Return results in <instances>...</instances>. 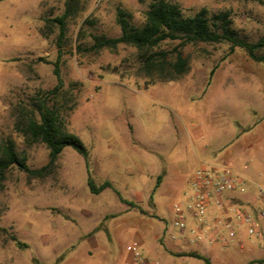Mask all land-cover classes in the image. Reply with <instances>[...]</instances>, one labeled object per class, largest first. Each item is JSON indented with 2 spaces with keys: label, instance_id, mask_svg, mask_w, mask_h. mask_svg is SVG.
Listing matches in <instances>:
<instances>
[{
  "label": "rangeland",
  "instance_id": "obj_1",
  "mask_svg": "<svg viewBox=\"0 0 264 264\" xmlns=\"http://www.w3.org/2000/svg\"><path fill=\"white\" fill-rule=\"evenodd\" d=\"M173 1L187 13L230 11L248 41L264 35V0ZM83 2L85 10L67 21L60 70L78 102L67 130L88 149L89 168L66 146L47 177L17 166L7 171L0 183V264H130L135 242L152 264H207L171 248L197 251L211 264L264 260V62L240 47L230 53L228 43H199L185 47L191 68L181 78L148 83L136 70L133 46H75L90 47L94 34L118 36L120 6L141 24L149 0ZM64 6L65 0H0V146L12 138L31 168L46 164L49 151L43 143L25 145L14 130V107L57 83L54 65L40 58L58 56L59 27L47 28L46 20ZM223 162L243 178L223 192L221 206L212 195L195 216L192 174ZM88 170L96 184L112 186L92 193ZM239 194L248 200L229 198ZM240 213L252 215L255 233ZM181 218L184 229L176 223Z\"/></svg>",
  "mask_w": 264,
  "mask_h": 264
},
{
  "label": "trees",
  "instance_id": "obj_2",
  "mask_svg": "<svg viewBox=\"0 0 264 264\" xmlns=\"http://www.w3.org/2000/svg\"><path fill=\"white\" fill-rule=\"evenodd\" d=\"M84 10L83 0H65L64 12L47 18V28H51L50 25L59 27L56 40L58 56L54 61L45 58L40 60L54 65L57 83L49 90H39L28 101H18L14 107V130L23 138L26 146L30 147L37 143L46 145L49 151L48 162L39 168H31L26 162V156L21 157L18 153L15 141L10 137L5 138L0 146V183L5 180L7 171L13 166L24 170L31 177H47L54 171L57 160L66 146H72L80 153L86 159L89 168L88 149L77 135L67 130V118L78 102L75 94L64 89V79L60 70L67 21L78 17ZM116 21L121 30L118 36L94 34L92 35L94 42L90 47L77 42L76 51L98 52L104 48L116 49L120 44L133 46L136 49L138 63L136 70L149 77L148 83L181 78L191 68V58L185 55V47L199 43H228L230 53L240 47L254 61L264 62V54L259 53L264 49V35L254 42L243 38L235 28L233 17L228 10L213 12L207 7H202L194 13H187L173 0H149L141 24H136L132 12L121 6L117 8ZM88 23V19L83 21L79 33L83 25ZM45 29L42 28L41 32L46 36ZM165 44L173 46L164 48ZM88 172V185L92 193L98 194L112 186L108 180L96 184L89 170ZM161 179L162 174L158 178L159 184ZM12 239L18 245L23 244L15 236H12ZM189 254L211 264L210 259L199 252L192 251ZM263 262L264 260H256L250 264Z\"/></svg>",
  "mask_w": 264,
  "mask_h": 264
},
{
  "label": "built area",
  "instance_id": "obj_3",
  "mask_svg": "<svg viewBox=\"0 0 264 264\" xmlns=\"http://www.w3.org/2000/svg\"><path fill=\"white\" fill-rule=\"evenodd\" d=\"M212 168L203 166L197 169L191 177L190 183L194 192V203L190 206L192 213L195 216L204 214L210 203L212 195L218 205H222L221 195L226 190H232L236 186V182L242 179V175L237 173L228 163H221L217 165H210ZM262 192L263 189H261ZM179 209V208H178ZM179 211V210H178ZM261 217L264 218V210L260 212ZM240 219L249 225L250 233L256 232V222L251 214L240 213ZM180 228H185L183 218L176 222ZM175 238V236L173 237ZM214 238L210 241L213 243ZM138 242L133 245V263L135 264H152L148 260L141 257L137 251Z\"/></svg>",
  "mask_w": 264,
  "mask_h": 264
},
{
  "label": "crops",
  "instance_id": "obj_4",
  "mask_svg": "<svg viewBox=\"0 0 264 264\" xmlns=\"http://www.w3.org/2000/svg\"><path fill=\"white\" fill-rule=\"evenodd\" d=\"M202 162V160H200ZM223 163H227V162H223ZM229 164V163H228ZM165 172V171H164ZM229 198L231 199V201H238V202H245L246 200L248 199H245V196L243 194H239V196H232V195H229ZM172 252L174 253H177V254H185V253H189V252H192V251H186V250H182V249H175V248H171L170 249ZM197 252V251H196ZM130 264H134L133 263V256L132 258L130 259L129 261Z\"/></svg>",
  "mask_w": 264,
  "mask_h": 264
},
{
  "label": "clouds",
  "instance_id": "obj_5",
  "mask_svg": "<svg viewBox=\"0 0 264 264\" xmlns=\"http://www.w3.org/2000/svg\"><path fill=\"white\" fill-rule=\"evenodd\" d=\"M21 162H23V161H21Z\"/></svg>",
  "mask_w": 264,
  "mask_h": 264
}]
</instances>
